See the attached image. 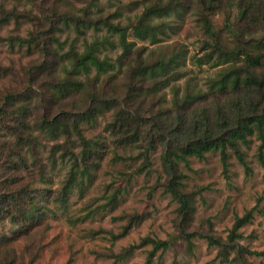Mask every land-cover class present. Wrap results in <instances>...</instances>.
Wrapping results in <instances>:
<instances>
[{
	"label": "rangeland",
	"instance_id": "rangeland-1",
	"mask_svg": "<svg viewBox=\"0 0 264 264\" xmlns=\"http://www.w3.org/2000/svg\"><path fill=\"white\" fill-rule=\"evenodd\" d=\"M167 1L159 0V4L165 5ZM156 2L158 0H0V68H4V75L0 70V106L3 99L5 103L7 94L28 95L29 99L25 103L20 99L23 104L18 106L28 108L26 122L30 126L42 118L51 120L63 112L72 114L84 109L91 92L89 87L85 92L56 102L39 86L46 83L50 69L57 72L60 65L65 64L56 65L62 53L70 49L81 51L85 41L91 42L96 37H108L118 43L117 35L103 24L86 27L91 21L95 25L104 20L125 27L127 41L134 43L133 51L142 58L153 62L162 54L182 52L184 63L179 70L182 75L175 82L176 96L197 93L196 100L203 102L197 103L198 109L224 105L229 95L214 93L209 99L201 95L210 91L211 80L227 65L213 68L210 63L197 67L193 57L204 54L201 51H204L205 41L214 40L217 47L228 52L239 45L247 48V42L261 39L264 33L249 30L242 34L235 26L239 24V12L233 7L212 15L214 38L208 39L210 35L204 32L202 16L193 6L189 9L184 5L186 9H179L168 18H152L157 28L156 44L141 42L135 38L133 26ZM9 3L15 6L9 9ZM12 16L16 17V27L5 31ZM234 16L237 17L235 22ZM241 34L244 39L240 38ZM16 37L32 40V43H20ZM102 50L111 61L121 53V48L117 47L114 51L109 47ZM216 56L214 54V58ZM118 74L119 79L106 89L115 88L119 96L128 78L122 72ZM93 76L92 72L90 78ZM35 77L38 79L33 82ZM242 77H246L245 72ZM106 78L102 77L101 82ZM143 85H146L144 90L149 86L148 83ZM243 90L240 88L233 96L241 100L246 93ZM173 95L169 89H164L137 98L133 106L140 105L142 114L149 116V111L155 114L167 108ZM254 97L257 100L260 95L255 93ZM4 120L17 125L8 117ZM111 120L112 113L107 112L93 126L82 125L84 135L99 142L103 155L91 163L93 171L87 180L83 179L81 192L72 190L64 207L58 198L71 163L67 158L61 161L63 150L56 149L58 144L71 148V143L62 136L52 140L48 135L35 133V147L30 153L27 148L21 151L26 165L20 167L16 148L14 151L10 148L15 147L14 138L4 136V141L8 142H4L0 157V164L4 165L0 173H4V179L13 176L18 181L16 186L5 184L7 193L4 195L9 197L13 193L8 192L21 187H27L29 193L27 197L16 195L20 208L15 209L13 203H9L7 208L13 216L0 221V264H264V259H260L264 256L249 254L264 252V165L259 158L260 141L255 135L249 137L248 145H238L243 160L236 157L233 149L227 150L226 171L218 152L206 153L203 159L190 158L189 168L179 166L181 193L187 196L191 208L183 218L178 200L167 191L169 177L161 163L160 148L148 153L149 166H145L142 150L137 148L141 144L129 146L125 151L113 147L107 132ZM70 139L72 141L74 136ZM75 147L76 153L79 152L76 140ZM51 158L57 159L55 165ZM262 158L264 160V149ZM33 160L37 163L35 167L31 164ZM41 169L45 172L42 178L38 175ZM31 197L34 202L29 204ZM32 205L41 207L40 218L27 224L23 219L29 217L25 213ZM245 217L247 222L233 234L236 220ZM207 237L218 240L217 244L209 243ZM145 238L165 242L167 247L155 249L150 243L141 244Z\"/></svg>",
	"mask_w": 264,
	"mask_h": 264
},
{
	"label": "trees",
	"instance_id": "trees-1",
	"mask_svg": "<svg viewBox=\"0 0 264 264\" xmlns=\"http://www.w3.org/2000/svg\"><path fill=\"white\" fill-rule=\"evenodd\" d=\"M159 3L158 0L155 5L148 7L147 11L134 24L133 34L137 40L156 44L158 42L156 38L157 28L152 24V18H168L171 13L179 9H186L184 5L189 9L193 6L197 13L202 16L204 32L210 35L208 39L214 38L212 37L213 28H211L212 15L235 7L239 12L240 22L244 20L247 11L246 9L240 10L241 6L237 0H168L165 5ZM100 24L117 35L118 43L117 41L116 43L112 42L108 37H101V39L96 37L91 42L85 41L81 51L70 49L62 53L56 65L65 64L60 65V70L57 72L50 69L46 83L39 86L40 89L44 88L50 100L56 102L73 94L85 92L86 88L89 87L91 92L87 95L88 104L85 101V108L72 114L71 112L65 114L63 112L61 116L58 114L51 120L42 118L38 123L35 122L34 125L30 126L26 122L29 114L28 108L22 105L18 106L29 99L28 95L7 94L5 103L3 99V104L0 106V157L5 148L4 142H8V140L4 141V136L14 138L15 147L10 148L12 151L16 148L15 153L19 158V166L23 167L26 163L21 151L27 148V152L30 153V149H34V143L37 139L35 133L48 135L52 140L62 136L68 142L71 141L70 138L73 135L71 148L58 144L56 149V151L63 150L60 156L61 161L67 158L71 163L66 182L62 185L58 198V202H61L62 207H64L66 198L73 187L75 186L81 192L84 177L90 176L91 173L88 170L93 165L88 162L92 161L93 157L100 159L103 155V149L99 147V142L88 139L82 131V125L93 126L98 118L110 112L112 113V120L107 125V132L114 148L125 151L129 146L141 144L137 148L142 150L141 156L144 158V165L149 166L148 153L157 151L160 145L164 144V151L161 152V163L169 177L167 191L178 200L179 212L183 218H186L191 208L189 199L181 193L182 183L180 179L182 174L179 166L183 165L189 168L190 158L203 159L206 153L218 152L224 171H226L227 150L233 149L236 157L243 160L238 145H248L249 137L255 135L260 141L259 158L264 165L262 158L264 149V93H261L264 88V35L257 41L247 42V48L239 45L236 50L228 52L224 51L222 47H217L214 40L203 42L202 50L204 51L201 52L204 54L201 57H193L196 66L201 67L211 63L210 66L213 68L223 65H227V68L211 80L210 91L201 97L209 99V95L214 93L232 97L236 92L238 93L240 88L242 90L245 88L243 91L246 93L243 94L241 100H237L234 96L229 99L228 96L224 105H219L216 108L206 106L198 109L196 108L197 93L188 94L186 92L183 94L185 97L183 95L176 96L178 91L175 82L182 75L179 70L184 63L182 62L184 55L181 51H176L168 56L162 54L152 62L140 57L136 50L137 54L133 51L134 43L127 41V29L125 27L114 25L107 20L97 21L95 25L91 21L86 27H96ZM247 31L249 30L243 31L242 34ZM16 38L20 43H32V40ZM107 47L110 48V51H114L116 47L121 48L120 55L114 61H111L107 53H103L102 48L106 49ZM132 54L135 56L134 58H132ZM214 54L217 55L216 58H214ZM0 70H3L4 75V68H0ZM92 72L94 76L90 78ZM120 72L128 78V83L122 85L123 93L118 96L115 88L113 90L106 88L119 79L118 73ZM243 72H245L246 77H242ZM106 76L105 82L102 83L101 78ZM37 79L35 77L33 82ZM146 83L149 86L147 85L148 88L144 90L146 85L143 84ZM164 89H169L170 94L174 93V98L171 99V104L167 108H163L155 114H151L149 111V116H145L140 111V105L133 106V101L137 98L153 95ZM255 93L260 95L257 100L253 99ZM20 99L23 103L19 102ZM4 105L6 106L4 107ZM15 106H17L16 109L13 108ZM9 108L13 109L9 110ZM5 117L16 122L17 125L12 126L10 121L5 122ZM210 124L217 129H223V131L209 134L208 126ZM167 137H172V140L165 143ZM75 140L80 146V151L77 153ZM177 144L179 147H176ZM144 145L145 147H143ZM113 153L115 156L117 155L115 151ZM56 161L57 159L51 158L54 165ZM31 164L33 167L37 166L34 160ZM0 168H4V165L0 164ZM41 172L38 175L42 178L45 176V172L43 169ZM78 176L80 177L79 180H77ZM15 178L12 176V178L4 179V173H0V221L13 216L7 208L9 203H13L15 209L20 208L21 204L18 203L19 199L17 200L16 195H26L27 197V193H29L27 187H21L8 192L13 193L9 197L4 195L7 193L4 192L5 184L17 185L18 181ZM49 198L50 195L48 194L47 199ZM33 200L34 198H29V204H32ZM39 208L32 205L31 210H27L25 213L29 217L24 218L23 222L28 224L32 222V219L40 218ZM43 215L44 213H41V216ZM247 220V217L238 218L234 223L232 233L234 234ZM207 238L209 243L217 244L218 242L213 237ZM146 243L154 245L155 249L167 247L165 242L150 238L141 241V244ZM249 254L264 256V252H250Z\"/></svg>",
	"mask_w": 264,
	"mask_h": 264
},
{
	"label": "clouds",
	"instance_id": "clouds-1",
	"mask_svg": "<svg viewBox=\"0 0 264 264\" xmlns=\"http://www.w3.org/2000/svg\"><path fill=\"white\" fill-rule=\"evenodd\" d=\"M238 3H240L241 6V11L243 10H247L246 11V15L243 21H240L239 24H236L235 26L238 27L241 30V33L245 30H259L260 32L264 33V0H237ZM15 5L12 3H9L7 5V7L9 9H11L12 7H14ZM0 19H2V17H0ZM237 19V17H233V22H235V20ZM17 24V20L15 16L9 17L8 19V23L7 25H5V31H9L13 28L16 27ZM28 26V25H26ZM241 39H244V36L241 34L240 36ZM37 91L39 92V88L37 89ZM253 99H255V97H253ZM197 103H203L202 101H197ZM203 131V129H202ZM220 131H223V129H217L216 127L212 126L211 124L208 126V133L212 134V133H218ZM168 140H172V137H167L165 140V143L168 142ZM71 143V141H69V144ZM173 143L175 144V141H173ZM65 147L67 148L68 145L66 144ZM176 147H179V145L177 144ZM160 150L161 152L164 151V144L160 145ZM96 160V157H93V161H89L88 163L91 164ZM65 171H67V169H64ZM89 173H91L93 171L92 168H89ZM49 175H52L51 172L48 173ZM57 174H59L57 172ZM80 177H77V180H79ZM85 180H87V176L84 177ZM73 191H76L75 186L73 187ZM260 259H264V257H260Z\"/></svg>",
	"mask_w": 264,
	"mask_h": 264
}]
</instances>
